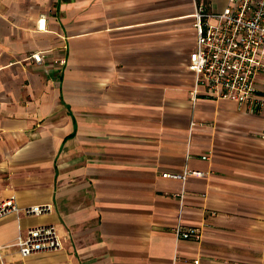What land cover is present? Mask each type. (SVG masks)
<instances>
[{"label":"crops","instance_id":"1","mask_svg":"<svg viewBox=\"0 0 264 264\" xmlns=\"http://www.w3.org/2000/svg\"><path fill=\"white\" fill-rule=\"evenodd\" d=\"M227 1L0 0V201L53 205L0 216V264H264V115L191 93L195 5ZM45 223L62 249L10 245Z\"/></svg>","mask_w":264,"mask_h":264},{"label":"built area","instance_id":"2","mask_svg":"<svg viewBox=\"0 0 264 264\" xmlns=\"http://www.w3.org/2000/svg\"><path fill=\"white\" fill-rule=\"evenodd\" d=\"M193 16L197 43L188 63L195 74L192 97L196 99L204 93L211 98L231 99L242 109L249 105L264 115V0H228L220 12L209 11L197 2ZM31 57L41 62L43 54L34 52ZM204 175V171L188 167L179 173H163L164 177L183 182L189 176ZM52 211L53 205L48 203L20 206L14 196L0 201V216L10 212L40 216ZM182 212L183 206L180 216ZM173 232L177 238L202 237L201 227L186 226L181 219ZM10 245L17 246L21 256L27 257L60 250L64 244L56 225L45 223L30 227ZM195 262L199 263V259Z\"/></svg>","mask_w":264,"mask_h":264}]
</instances>
